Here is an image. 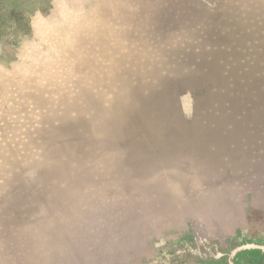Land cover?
Segmentation results:
<instances>
[{"label":"rangeland","instance_id":"374dc122","mask_svg":"<svg viewBox=\"0 0 264 264\" xmlns=\"http://www.w3.org/2000/svg\"><path fill=\"white\" fill-rule=\"evenodd\" d=\"M0 264H264V0H0Z\"/></svg>","mask_w":264,"mask_h":264}]
</instances>
